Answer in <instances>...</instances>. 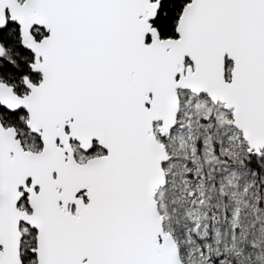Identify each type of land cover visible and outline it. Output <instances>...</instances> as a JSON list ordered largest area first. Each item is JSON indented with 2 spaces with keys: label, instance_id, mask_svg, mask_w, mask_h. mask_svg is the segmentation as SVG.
Returning a JSON list of instances; mask_svg holds the SVG:
<instances>
[{
  "label": "snow or ice",
  "instance_id": "1",
  "mask_svg": "<svg viewBox=\"0 0 264 264\" xmlns=\"http://www.w3.org/2000/svg\"><path fill=\"white\" fill-rule=\"evenodd\" d=\"M0 264H264V0H0Z\"/></svg>",
  "mask_w": 264,
  "mask_h": 264
}]
</instances>
